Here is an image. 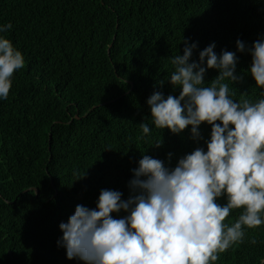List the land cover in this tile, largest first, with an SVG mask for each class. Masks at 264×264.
Wrapping results in <instances>:
<instances>
[{"label":"trees","instance_id":"1","mask_svg":"<svg viewBox=\"0 0 264 264\" xmlns=\"http://www.w3.org/2000/svg\"><path fill=\"white\" fill-rule=\"evenodd\" d=\"M5 23L12 28L0 35L25 65L0 100V264H82L57 245L58 225L76 205L95 208L101 189L127 199L141 155L174 167L206 147L211 125L201 123L198 140L188 127L159 130L146 104L154 91L179 95L169 76L170 58L183 54L181 40L197 44L192 60L212 42L218 55L234 52L233 100L264 98L248 74L250 54L236 51L237 39L250 47L264 34V0H0ZM217 74L208 69L206 85ZM244 231L214 264H261L264 225Z\"/></svg>","mask_w":264,"mask_h":264},{"label":"clouds","instance_id":"2","mask_svg":"<svg viewBox=\"0 0 264 264\" xmlns=\"http://www.w3.org/2000/svg\"><path fill=\"white\" fill-rule=\"evenodd\" d=\"M11 28V23L0 24V33ZM181 42L183 54L170 58L169 76L179 95L154 91L146 104L159 130L179 134L188 127L198 140L201 123L211 125L206 147L195 148L174 167L141 155L131 170L127 199L119 190L101 189L95 208L76 205L67 222L58 225L62 235L57 245L66 259L82 264H214L220 253L243 241L245 228L264 225V98L233 100L230 85L239 79L234 52L222 49L218 55L212 42L192 60L197 44ZM245 50L251 56L248 74L264 97V34L250 47L237 39L236 51ZM24 65L22 53L0 35V100L7 99L13 74ZM208 69L218 74L206 85ZM139 127L143 136L150 134L144 121ZM221 196L223 205L217 203ZM234 209L242 211L229 225L225 220ZM120 212L126 215H111Z\"/></svg>","mask_w":264,"mask_h":264}]
</instances>
